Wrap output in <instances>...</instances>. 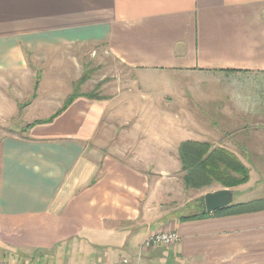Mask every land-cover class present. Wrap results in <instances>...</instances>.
<instances>
[{
	"label": "crops",
	"instance_id": "obj_1",
	"mask_svg": "<svg viewBox=\"0 0 264 264\" xmlns=\"http://www.w3.org/2000/svg\"><path fill=\"white\" fill-rule=\"evenodd\" d=\"M79 44L106 46L134 83L164 73L165 98L156 93L115 124L118 94L80 96L51 122L13 133L16 116L26 125L63 103L19 102L27 92L17 94L11 78H38L27 55ZM243 78H264V0H0V263L264 264V209L182 219L199 202L179 214L189 202L172 199L183 141L209 142L243 163L263 156L264 92L238 102ZM110 130L116 151L102 140ZM157 231L179 239L139 255Z\"/></svg>",
	"mask_w": 264,
	"mask_h": 264
},
{
	"label": "rangeland",
	"instance_id": "obj_2",
	"mask_svg": "<svg viewBox=\"0 0 264 264\" xmlns=\"http://www.w3.org/2000/svg\"><path fill=\"white\" fill-rule=\"evenodd\" d=\"M27 63L30 73H33L38 78H11L16 85L15 90L17 94L27 92V96L24 95L22 97L20 95V103L28 102L32 104L34 102L33 106L36 109L39 101L38 96H40L45 98L47 108H52L55 102L59 103L65 100L66 94L68 95V92L73 90V84L85 74L87 77L79 88L81 92L96 90L100 96L102 95L105 98L99 100H106L114 94H118L112 104H116V110L121 109L119 110L121 114L113 115L114 118L112 117L110 120V122L115 124L124 123L125 120L130 118L129 116L132 112L138 108H142L141 106L143 104L146 105L149 100L153 101L151 96L155 97L154 95L156 93L159 94L158 96L162 94L161 98H165L166 89L167 87L170 88V84L166 82L170 78H161L165 76L164 73H156L152 78H141V80L146 79V81L156 80L154 83H134L138 78L135 75L136 73L117 61L103 44H79L31 52L27 55ZM54 79L58 80L56 81ZM207 79L210 80L193 78L190 81L195 83L196 86L203 88L208 86L207 89L211 88V90L215 91L222 90L227 86L225 84L226 82L220 81L219 78ZM232 79L235 82L239 81L235 78H229L230 81ZM243 82L244 88L239 93L237 101L241 103H246L245 101L255 102V99H247L249 95L246 93L250 92L251 95L252 93L264 92V78H257L256 80L243 78ZM35 85H37L36 89ZM181 85L179 84V86ZM152 118L156 120V124L166 121L162 115H154ZM19 121L21 120L17 119V116L13 120H10V123H16L13 125L14 128H12L13 133L22 132L25 121L20 122L22 125ZM8 126L12 127L11 124ZM114 133V130L107 131L106 135L102 137V140H105V142L109 140L108 144L112 146L109 149L116 151L120 148L118 147V145L120 146V140ZM93 145L95 144L93 143ZM246 156L251 161L245 163L249 169L250 181L241 184V186L239 185L240 187L234 196L235 202L249 200L253 197L260 198L259 196L264 192V154L257 159L249 155ZM171 181L172 179L161 180L163 184L170 183ZM173 183L175 195H173L172 199L175 198V203L177 201L181 203L185 201L189 202L186 208L178 211L179 214L194 211L197 207L196 202L198 198L203 196L204 192L211 191L212 188L217 187L216 184H213L201 190L195 191L191 189L185 193L183 191V182L178 181V179L176 180V176L174 177ZM141 253H144V251Z\"/></svg>",
	"mask_w": 264,
	"mask_h": 264
},
{
	"label": "trees",
	"instance_id": "obj_3",
	"mask_svg": "<svg viewBox=\"0 0 264 264\" xmlns=\"http://www.w3.org/2000/svg\"><path fill=\"white\" fill-rule=\"evenodd\" d=\"M87 76L83 74L73 84V90L65 97L61 107L46 118L35 119L27 123L23 130H27L36 124L51 122L58 114L65 110L77 97L89 99H105L96 90L81 92L79 88ZM37 85H35L36 89ZM99 89V87H98ZM181 170L182 182L186 189L201 190L216 184L220 188H235L249 180V169L245 163L225 148L213 147L206 141L186 140L177 148ZM201 209L197 213L183 216L182 219L207 218L210 215H226L259 211L264 209V198L252 199L247 202L231 203L209 213L204 206V197L198 198Z\"/></svg>",
	"mask_w": 264,
	"mask_h": 264
},
{
	"label": "water",
	"instance_id": "obj_4",
	"mask_svg": "<svg viewBox=\"0 0 264 264\" xmlns=\"http://www.w3.org/2000/svg\"><path fill=\"white\" fill-rule=\"evenodd\" d=\"M206 212H213L216 209L230 205L233 201V191L231 188H217L206 191L203 195Z\"/></svg>",
	"mask_w": 264,
	"mask_h": 264
},
{
	"label": "built area",
	"instance_id": "obj_5",
	"mask_svg": "<svg viewBox=\"0 0 264 264\" xmlns=\"http://www.w3.org/2000/svg\"><path fill=\"white\" fill-rule=\"evenodd\" d=\"M179 239V235L175 231H157L149 234L140 244L139 255L142 251L157 247H168L175 244ZM4 264V263H0Z\"/></svg>",
	"mask_w": 264,
	"mask_h": 264
}]
</instances>
